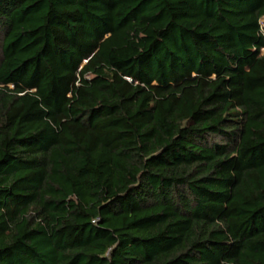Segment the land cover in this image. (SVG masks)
<instances>
[{
  "label": "trees",
  "instance_id": "16d2710c",
  "mask_svg": "<svg viewBox=\"0 0 264 264\" xmlns=\"http://www.w3.org/2000/svg\"><path fill=\"white\" fill-rule=\"evenodd\" d=\"M263 16L0 0V264H264Z\"/></svg>",
  "mask_w": 264,
  "mask_h": 264
},
{
  "label": "rangeland",
  "instance_id": "374dc122",
  "mask_svg": "<svg viewBox=\"0 0 264 264\" xmlns=\"http://www.w3.org/2000/svg\"><path fill=\"white\" fill-rule=\"evenodd\" d=\"M261 24L264 26V16H263V18L261 20Z\"/></svg>",
  "mask_w": 264,
  "mask_h": 264
},
{
  "label": "built area",
  "instance_id": "2783aa9c",
  "mask_svg": "<svg viewBox=\"0 0 264 264\" xmlns=\"http://www.w3.org/2000/svg\"><path fill=\"white\" fill-rule=\"evenodd\" d=\"M263 51V50H262Z\"/></svg>",
  "mask_w": 264,
  "mask_h": 264
}]
</instances>
